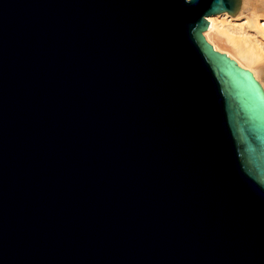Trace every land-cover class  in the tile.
Segmentation results:
<instances>
[{"label":"water","instance_id":"obj_1","mask_svg":"<svg viewBox=\"0 0 264 264\" xmlns=\"http://www.w3.org/2000/svg\"><path fill=\"white\" fill-rule=\"evenodd\" d=\"M242 0H0V264H264V88L204 31Z\"/></svg>","mask_w":264,"mask_h":264},{"label":"bare ground","instance_id":"obj_2","mask_svg":"<svg viewBox=\"0 0 264 264\" xmlns=\"http://www.w3.org/2000/svg\"><path fill=\"white\" fill-rule=\"evenodd\" d=\"M243 11L245 7L237 14L223 11L210 15L204 34L214 47L250 69L264 84V16Z\"/></svg>","mask_w":264,"mask_h":264},{"label":"rangeland","instance_id":"obj_3","mask_svg":"<svg viewBox=\"0 0 264 264\" xmlns=\"http://www.w3.org/2000/svg\"><path fill=\"white\" fill-rule=\"evenodd\" d=\"M242 7H245V11H243L245 14L251 15L253 13L258 12L262 16H264V0H242V4L238 12H240ZM237 13H232V14H237ZM263 85L264 84L262 83V86Z\"/></svg>","mask_w":264,"mask_h":264}]
</instances>
